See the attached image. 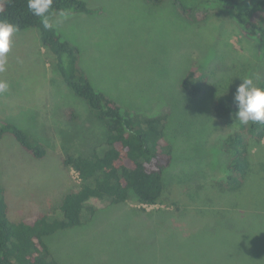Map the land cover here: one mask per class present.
<instances>
[{
    "label": "rangeland",
    "instance_id": "obj_1",
    "mask_svg": "<svg viewBox=\"0 0 264 264\" xmlns=\"http://www.w3.org/2000/svg\"><path fill=\"white\" fill-rule=\"evenodd\" d=\"M83 1L101 13L70 15L59 24L56 14L52 22L79 48L80 64L96 90L135 112L169 113L174 163L166 172L168 183L190 184L214 175V165L225 157L217 142L228 130L213 117L212 107L218 95L243 78L264 85L256 44L220 12L190 21L178 15L170 0L158 5ZM7 59L0 80L10 87L0 95V122L15 125L48 153L38 160L10 135L0 141V188L11 216L19 218L47 210L49 201L56 205L77 184L61 159L88 155L100 144L102 129L58 77L36 31L17 32ZM191 68L207 75L195 97L181 88ZM70 111L75 120H68ZM93 205L97 213L87 225L47 240L62 264H264V216L255 213L264 205V169L237 204L226 208L176 212L159 205Z\"/></svg>",
    "mask_w": 264,
    "mask_h": 264
},
{
    "label": "trees",
    "instance_id": "obj_2",
    "mask_svg": "<svg viewBox=\"0 0 264 264\" xmlns=\"http://www.w3.org/2000/svg\"><path fill=\"white\" fill-rule=\"evenodd\" d=\"M144 1L158 5L163 0ZM170 1L178 15L190 21H202L213 12L228 15L243 36L256 44L257 60L264 66V0ZM53 8L56 12L51 20L60 10L69 11L70 15L101 13L100 8H89L83 0H54ZM0 20L16 24L18 32L36 31L41 48L53 58L52 67L58 77L85 102L102 129L98 150L94 146L88 155L68 154L61 159L62 166L75 173L77 184L56 205L49 201L47 210L13 218L0 188V264H62L47 240L58 232L87 225L97 213L93 205L96 202L104 207L126 203L159 205L176 212L200 206L221 209L229 203L236 205L245 190L260 178L264 169V125H245L235 117L233 96L239 84L218 95L211 111L228 130L217 142L218 150L225 156L223 164L214 165V175L174 186L166 181V172L174 163V146L167 134L168 112H135L96 90L80 64L79 48L54 26L46 30L40 18L29 12L27 0H1ZM206 80L204 72L191 68L181 88L195 97L203 91ZM67 116L68 120L76 119L72 111ZM4 135L13 137L35 159H44L48 154L24 131L0 122V141ZM255 213L264 216V205Z\"/></svg>",
    "mask_w": 264,
    "mask_h": 264
},
{
    "label": "clouds",
    "instance_id": "obj_3",
    "mask_svg": "<svg viewBox=\"0 0 264 264\" xmlns=\"http://www.w3.org/2000/svg\"><path fill=\"white\" fill-rule=\"evenodd\" d=\"M54 0H27V8L35 17L40 18L46 30L53 28L50 16L56 12L53 8ZM60 19L57 24L63 23L70 16V12L60 10ZM19 27L6 20H0V73L5 72L8 63V54L13 45V39ZM233 96V103L237 111L235 117L245 125H264V87L257 86L253 78L246 77L240 80ZM9 84L0 80V95L5 94L9 89Z\"/></svg>",
    "mask_w": 264,
    "mask_h": 264
}]
</instances>
